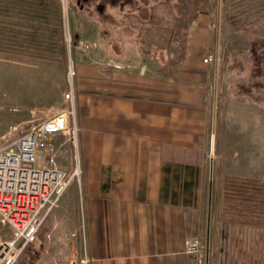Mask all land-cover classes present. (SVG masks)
<instances>
[{
  "label": "rangeland",
  "instance_id": "1",
  "mask_svg": "<svg viewBox=\"0 0 264 264\" xmlns=\"http://www.w3.org/2000/svg\"><path fill=\"white\" fill-rule=\"evenodd\" d=\"M52 1L60 16V34L53 40L60 49L54 55L37 45L16 50L19 44H0V143L28 131L59 105L63 108V94L73 90L82 64L99 66L106 75L115 69L118 83L124 82L120 78L125 73L131 83L140 78L143 84L145 79L177 77L196 48L205 54L200 61L209 75L213 103L197 236L203 243L200 264H264V0L252 6L236 0H48L49 4ZM7 23V18L0 19V43L11 35ZM114 32L115 52L122 61L115 65L110 64ZM194 36H205L208 49L202 52L195 46ZM35 111L43 113L29 118ZM53 143L58 167L80 171V182L73 180L68 192L82 181L81 149L62 134ZM61 199L45 217L37 241L25 248L16 264L66 262L72 251L68 235L75 229L71 209L57 213ZM9 237L10 230L0 224V239ZM62 240L67 242L61 244Z\"/></svg>",
  "mask_w": 264,
  "mask_h": 264
},
{
  "label": "crops",
  "instance_id": "2",
  "mask_svg": "<svg viewBox=\"0 0 264 264\" xmlns=\"http://www.w3.org/2000/svg\"><path fill=\"white\" fill-rule=\"evenodd\" d=\"M111 35L115 65L121 55ZM194 37L208 49L205 36ZM189 53L177 77L143 84L125 73L118 83L115 69L106 75L92 64L78 68L73 108L82 181L62 195L57 213L71 209L74 231L84 225L71 249L88 264H196L183 241L201 234L213 103L205 54Z\"/></svg>",
  "mask_w": 264,
  "mask_h": 264
},
{
  "label": "built area",
  "instance_id": "3",
  "mask_svg": "<svg viewBox=\"0 0 264 264\" xmlns=\"http://www.w3.org/2000/svg\"><path fill=\"white\" fill-rule=\"evenodd\" d=\"M63 101L59 111L0 143V224L10 230L8 239H0V264H16L25 248L35 242L45 217L72 181L80 182L78 167L66 172L56 163V135H65L75 149L78 143L72 88L63 94ZM84 231L81 224L69 233L72 244L78 232L84 237ZM183 251L199 264L203 243L198 237L186 238ZM88 263L86 257L79 259L73 250L66 262L57 264Z\"/></svg>",
  "mask_w": 264,
  "mask_h": 264
},
{
  "label": "trees",
  "instance_id": "4",
  "mask_svg": "<svg viewBox=\"0 0 264 264\" xmlns=\"http://www.w3.org/2000/svg\"><path fill=\"white\" fill-rule=\"evenodd\" d=\"M236 1L252 6L258 0ZM58 10L56 2L52 1L49 4L48 0H0V19L7 18L9 20L7 24L12 26L11 35L7 39H2L0 44L13 46L19 44L15 47L16 50L18 47L37 45L41 51L54 55L60 49L53 41L60 34ZM50 13H53L52 16ZM46 52H42L43 55H47Z\"/></svg>",
  "mask_w": 264,
  "mask_h": 264
},
{
  "label": "flooded vegetation",
  "instance_id": "5",
  "mask_svg": "<svg viewBox=\"0 0 264 264\" xmlns=\"http://www.w3.org/2000/svg\"><path fill=\"white\" fill-rule=\"evenodd\" d=\"M80 1H82V3H86V2H88V0H80ZM110 1H114V0H110ZM97 5H98V4H97ZM97 5H96L97 9L100 10V9H101V6L98 5V6H99V7H98Z\"/></svg>",
  "mask_w": 264,
  "mask_h": 264
},
{
  "label": "water",
  "instance_id": "6",
  "mask_svg": "<svg viewBox=\"0 0 264 264\" xmlns=\"http://www.w3.org/2000/svg\"><path fill=\"white\" fill-rule=\"evenodd\" d=\"M209 201H210V191H209ZM206 247H207V249H208V237H207Z\"/></svg>",
  "mask_w": 264,
  "mask_h": 264
}]
</instances>
